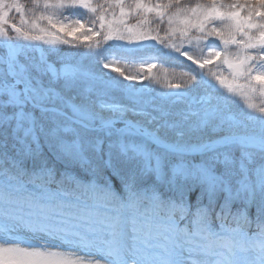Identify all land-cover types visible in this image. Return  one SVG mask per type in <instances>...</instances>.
Masks as SVG:
<instances>
[{
    "label": "snow or ice",
    "instance_id": "1",
    "mask_svg": "<svg viewBox=\"0 0 264 264\" xmlns=\"http://www.w3.org/2000/svg\"><path fill=\"white\" fill-rule=\"evenodd\" d=\"M0 264H264V0H0Z\"/></svg>",
    "mask_w": 264,
    "mask_h": 264
},
{
    "label": "rangeland",
    "instance_id": "2",
    "mask_svg": "<svg viewBox=\"0 0 264 264\" xmlns=\"http://www.w3.org/2000/svg\"><path fill=\"white\" fill-rule=\"evenodd\" d=\"M24 2L28 3V2H30V0H24ZM137 67H138V65H137ZM179 67H184V66L179 65V64L172 65V64L164 63L162 65H158L157 69H154L153 71L154 72H160L161 74H163L164 71L167 70V72L169 73V76L171 78L172 76H179L181 74L179 69H178ZM132 70L135 71V68H133ZM256 102L260 103L259 100H257Z\"/></svg>",
    "mask_w": 264,
    "mask_h": 264
},
{
    "label": "trees",
    "instance_id": "3",
    "mask_svg": "<svg viewBox=\"0 0 264 264\" xmlns=\"http://www.w3.org/2000/svg\"><path fill=\"white\" fill-rule=\"evenodd\" d=\"M178 69H179L180 73L188 70L185 66L184 67H179Z\"/></svg>",
    "mask_w": 264,
    "mask_h": 264
}]
</instances>
